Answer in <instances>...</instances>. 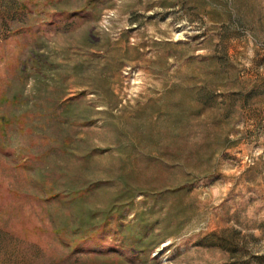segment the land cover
I'll return each mask as SVG.
<instances>
[{
  "label": "rangeland",
  "instance_id": "374dc122",
  "mask_svg": "<svg viewBox=\"0 0 264 264\" xmlns=\"http://www.w3.org/2000/svg\"><path fill=\"white\" fill-rule=\"evenodd\" d=\"M0 264H264V0H0Z\"/></svg>",
  "mask_w": 264,
  "mask_h": 264
}]
</instances>
